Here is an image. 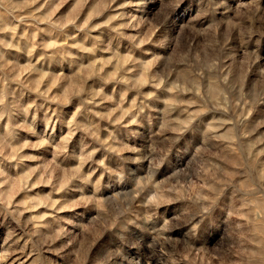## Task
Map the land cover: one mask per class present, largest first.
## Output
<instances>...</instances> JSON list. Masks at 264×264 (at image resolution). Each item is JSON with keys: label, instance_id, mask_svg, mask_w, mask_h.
Masks as SVG:
<instances>
[{"label": "rangeland", "instance_id": "374dc122", "mask_svg": "<svg viewBox=\"0 0 264 264\" xmlns=\"http://www.w3.org/2000/svg\"><path fill=\"white\" fill-rule=\"evenodd\" d=\"M0 264H264V0H0Z\"/></svg>", "mask_w": 264, "mask_h": 264}]
</instances>
